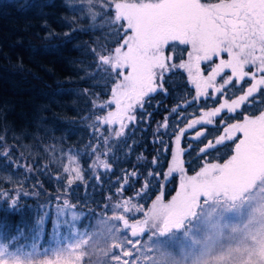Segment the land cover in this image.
<instances>
[{
    "label": "trees",
    "instance_id": "trees-1",
    "mask_svg": "<svg viewBox=\"0 0 264 264\" xmlns=\"http://www.w3.org/2000/svg\"><path fill=\"white\" fill-rule=\"evenodd\" d=\"M109 3L0 0V188L23 193L14 207L0 202V241L10 251L36 252L37 258L48 259L60 245L78 239L75 264H120V248L128 253L130 260L123 259L126 264H159L158 243L169 246L176 237L189 238L206 207L238 208L242 199L230 195L238 189L236 185L249 188L252 178L264 170V165L263 169L251 168L250 163L230 165L232 141L200 153V148L222 134L221 118L229 124L242 121L245 114L259 115L264 104L257 102L247 112L242 108L238 115L225 110L213 125L189 129L181 138L185 170L173 173L165 184L163 173L171 161V148L165 152L155 142L156 130L173 107L196 95L183 69L167 73L168 94H152L144 110H136L139 122L107 142L104 117L123 78L116 59L131 35L115 22L114 11H107ZM185 49L177 46L173 63L188 59ZM166 53L171 54L170 49ZM202 68L210 70L207 65ZM217 82L222 83L220 77ZM242 84L246 89L248 84ZM240 94L235 91L236 96ZM218 106L217 101L201 97L199 104L182 112L195 119ZM186 122L173 123L172 129ZM197 131L205 135L194 139ZM163 139L173 145L175 136L169 131ZM102 149L106 152L102 160L111 167L94 174V157ZM158 154L160 177L145 190L142 185ZM70 155L76 158L84 180L74 182L69 192L64 167ZM133 170L141 173L140 178H132L130 187L123 190L122 177ZM258 220L252 244L263 249L264 215ZM126 231L128 239L123 236ZM108 234L114 235L105 243Z\"/></svg>",
    "mask_w": 264,
    "mask_h": 264
},
{
    "label": "snow or ice",
    "instance_id": "snow-or-ice-1",
    "mask_svg": "<svg viewBox=\"0 0 264 264\" xmlns=\"http://www.w3.org/2000/svg\"><path fill=\"white\" fill-rule=\"evenodd\" d=\"M107 11H114L115 22L125 29L126 35L131 33L125 41L127 52L123 57L124 68L131 71L126 73L125 84L109 103L115 106L124 131L130 124L139 122L136 109L143 111L147 98L157 92L168 94L164 84L167 73L183 69L195 88L193 100L173 107L156 130L158 140L155 142L162 145L165 152L171 148V161L163 173L166 184L173 173L185 170L186 149L181 147V138L189 129L213 125L225 110L239 115L238 110L242 108L247 112L248 107H254L257 102L264 104V0H219L218 3L205 0H116L113 3L110 0ZM178 45L186 46L188 59L176 64L172 61ZM166 49H170L171 54L166 53ZM202 65L210 70L203 69ZM218 77L222 83L217 82ZM242 82L248 84L246 89ZM236 85L240 86L235 89L241 93L238 96L232 90ZM201 97L213 99L219 106L202 111L198 118L188 119L182 109L199 104ZM151 115L148 113L149 119ZM185 121L186 126L172 129L173 123ZM219 123L223 125L222 134L200 148L201 154L232 141L235 148L230 165L264 163V111L259 115L245 114L242 121L229 124L221 118ZM169 131L175 136L174 146L163 139ZM204 135L203 131H197L194 139ZM98 163L106 171L111 167L103 160ZM160 164L158 154L142 185L145 190L154 178L160 177ZM64 172L68 174L69 192L74 182L84 180L74 156H68ZM140 175L136 170L125 173L123 190L130 187L132 178L139 180ZM96 179L101 181L102 178L97 176ZM5 194L11 200L16 199L11 191L0 188V196Z\"/></svg>",
    "mask_w": 264,
    "mask_h": 264
},
{
    "label": "rangeland",
    "instance_id": "rangeland-1",
    "mask_svg": "<svg viewBox=\"0 0 264 264\" xmlns=\"http://www.w3.org/2000/svg\"><path fill=\"white\" fill-rule=\"evenodd\" d=\"M126 52L127 49L125 48L116 59L123 78L114 93L119 92L120 87L126 82V73L131 71L124 68L123 57ZM114 93L110 102L114 99ZM109 107L110 110L104 117V126L106 127L104 135L108 138L107 142L121 137L124 133L120 120L117 119L115 106ZM105 155L106 152L103 149L96 151L93 162L94 174L101 169L98 161L102 160ZM262 165L264 163L254 162L250 163L249 167L260 166L263 169ZM263 176L264 170H261L257 176L252 178L253 182L249 188L243 189L245 185L238 183L236 185L238 189L234 191L235 193H229L231 197L242 199L238 208L231 210L225 206H219L218 209H216L217 207L211 208L212 206L206 207L189 238L176 237L169 246L158 243L157 259L159 264H264V248L259 249L255 247L254 243L252 244V241L257 239L255 237L260 225L258 219L264 215ZM254 181L258 182L257 186L250 189ZM11 192L16 198L15 200L9 199L5 194L0 196V202L14 207L20 202L23 193L17 190ZM128 233L130 234L129 231H126L123 235L127 239L130 237ZM113 235L108 234L105 243ZM80 245L78 239H73L69 243L57 247L48 259H39L36 252L18 253L17 251H10L0 241V264H75L79 258ZM122 250L123 248H120L117 255L121 258L120 264H126L123 259H129L128 253Z\"/></svg>",
    "mask_w": 264,
    "mask_h": 264
}]
</instances>
